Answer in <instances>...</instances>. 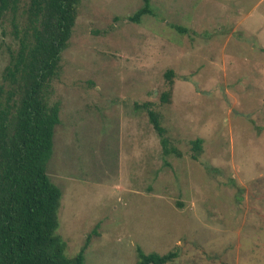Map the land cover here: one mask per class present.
Returning a JSON list of instances; mask_svg holds the SVG:
<instances>
[{
  "label": "rangeland",
  "instance_id": "obj_1",
  "mask_svg": "<svg viewBox=\"0 0 264 264\" xmlns=\"http://www.w3.org/2000/svg\"><path fill=\"white\" fill-rule=\"evenodd\" d=\"M29 1L0 17V85ZM143 6L81 0L62 54L48 174L66 254L91 236L84 264H136L138 247L177 251L168 264H264V0H151L155 16L130 21ZM146 102L180 155L164 156Z\"/></svg>",
  "mask_w": 264,
  "mask_h": 264
},
{
  "label": "trees",
  "instance_id": "obj_2",
  "mask_svg": "<svg viewBox=\"0 0 264 264\" xmlns=\"http://www.w3.org/2000/svg\"><path fill=\"white\" fill-rule=\"evenodd\" d=\"M21 2L0 0V17L10 13L15 22ZM80 3L30 0L22 33L14 26L19 47L5 69L7 86L0 85V264H84L91 244L88 236L76 256H67V244L58 234L63 192L48 174L62 110L52 98L54 82L62 72V54L73 36ZM146 15L155 16L151 0H144L129 20L140 23ZM173 28L186 31L177 25ZM172 85L162 93L163 103H170ZM136 107L147 112L164 156L180 155L153 104ZM192 144V158L199 160L203 140ZM177 257V251L146 253L138 247L136 264H168Z\"/></svg>",
  "mask_w": 264,
  "mask_h": 264
}]
</instances>
